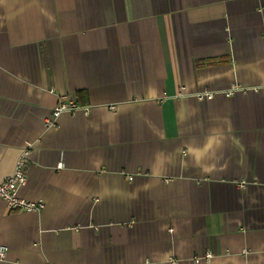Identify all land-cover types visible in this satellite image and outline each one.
I'll return each mask as SVG.
<instances>
[{"label": "crops", "instance_id": "1", "mask_svg": "<svg viewBox=\"0 0 264 264\" xmlns=\"http://www.w3.org/2000/svg\"><path fill=\"white\" fill-rule=\"evenodd\" d=\"M26 148L0 264H264V0H0V183Z\"/></svg>", "mask_w": 264, "mask_h": 264}, {"label": "built area", "instance_id": "2", "mask_svg": "<svg viewBox=\"0 0 264 264\" xmlns=\"http://www.w3.org/2000/svg\"><path fill=\"white\" fill-rule=\"evenodd\" d=\"M237 90V87L232 89L230 92H225L226 96L233 95ZM215 96L214 92H204L202 94L198 95V98L200 100H211ZM80 106L78 103L68 97L64 96L62 97L58 105L55 107V109L52 112V117L47 120V126L48 127H56L57 126V120L59 117L64 113L69 114H75L80 110ZM84 112L86 114L89 113V110L86 108L84 109ZM30 150L29 148H26L20 155L15 171L13 175L8 177L6 180H4L2 183H0V201H3L6 203L8 209L23 213H34V212H40L45 208L44 203L42 202H34L26 200L25 198H22L20 196V191L22 188H24L27 185L28 181V164L30 159ZM64 164L61 162L58 165V169H63ZM130 180L132 178H129ZM7 248L4 246H0V261H3L6 259L7 255ZM212 253H207L203 256H196L193 258L194 264H201V263H209L213 259ZM171 264H178V260L175 258H170Z\"/></svg>", "mask_w": 264, "mask_h": 264}, {"label": "clouds", "instance_id": "3", "mask_svg": "<svg viewBox=\"0 0 264 264\" xmlns=\"http://www.w3.org/2000/svg\"><path fill=\"white\" fill-rule=\"evenodd\" d=\"M223 146V140L218 137H209L202 148L192 150V157L196 165H200L206 157L210 158Z\"/></svg>", "mask_w": 264, "mask_h": 264}, {"label": "trees", "instance_id": "4", "mask_svg": "<svg viewBox=\"0 0 264 264\" xmlns=\"http://www.w3.org/2000/svg\"><path fill=\"white\" fill-rule=\"evenodd\" d=\"M78 105L80 106V104L78 103Z\"/></svg>", "mask_w": 264, "mask_h": 264}]
</instances>
